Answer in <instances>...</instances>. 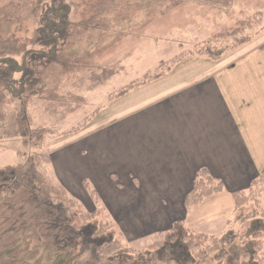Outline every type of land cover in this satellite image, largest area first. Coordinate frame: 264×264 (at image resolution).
Listing matches in <instances>:
<instances>
[{"label":"crops","instance_id":"0c3cea01","mask_svg":"<svg viewBox=\"0 0 264 264\" xmlns=\"http://www.w3.org/2000/svg\"><path fill=\"white\" fill-rule=\"evenodd\" d=\"M243 48L218 60L186 58L166 76L112 100L84 134L53 149L56 180L69 193L62 181L125 188L138 214L150 215L143 217L148 224L182 221L194 230L195 220L212 224L202 219L205 204L247 191L264 171V39ZM203 170L225 193L188 209Z\"/></svg>","mask_w":264,"mask_h":264},{"label":"trees","instance_id":"16d2710c","mask_svg":"<svg viewBox=\"0 0 264 264\" xmlns=\"http://www.w3.org/2000/svg\"><path fill=\"white\" fill-rule=\"evenodd\" d=\"M78 1L88 4L93 0H52L48 7L41 0H20L0 8L1 140H16L27 149H37L44 144L48 132L33 128L35 117L30 114L31 107L37 108L41 98L42 102H49L39 107L42 117L50 113L54 103L62 104L73 95V90L78 91L71 84L86 66L84 58L67 55L71 48L69 40L95 30L94 18L102 20L100 15L105 11V3L95 0L93 17L87 19V13H83L81 21L72 22L76 10L85 6L77 4ZM30 21L38 24L33 35L19 37V29ZM250 21L242 25L247 26ZM236 35L238 33L230 37ZM198 53L213 60L225 54L209 43ZM57 68L61 70L59 84L44 92L45 82ZM16 74L22 75L20 81L14 78ZM155 74L147 73L110 99L163 77L162 73ZM18 155L24 158L22 163L0 168V264H146L139 259L133 260L128 255L132 251L120 241L106 242L101 238L107 222L97 225L99 213L86 211L56 180L51 173L50 155L35 152L24 157L21 151ZM224 191L222 182L207 171H200L186 205L188 208L199 206ZM91 194L98 201L97 193L92 191ZM233 198L236 209L248 208L243 223L264 219V171L247 191H237ZM254 242V248L244 255L247 259L244 264H264V229L254 235ZM169 247L184 248L191 259L188 264H203L210 257L221 259L226 254L221 239L191 229L184 222H176L172 229L156 233L150 249L137 256L141 258L151 253L156 256Z\"/></svg>","mask_w":264,"mask_h":264},{"label":"rangeland","instance_id":"374dc122","mask_svg":"<svg viewBox=\"0 0 264 264\" xmlns=\"http://www.w3.org/2000/svg\"><path fill=\"white\" fill-rule=\"evenodd\" d=\"M18 1L0 0V8ZM41 1L48 7L52 0ZM102 1L105 3V11L100 15L103 22L94 18L95 30L69 40L71 48L67 55L84 58L86 66L71 82L72 88L77 87L78 91L73 90V95L70 94L66 102L54 103L50 113L42 117L39 107L49 105V102L44 103L41 98L37 108L31 107L30 114L35 117L32 120L33 128L48 132L44 144L31 150L16 140L0 139V168L22 163L24 158L19 157L18 151L24 157L35 152L51 156L53 149L61 142H67L90 129L99 113L111 104V96L134 81L143 79L147 73H162L164 77L186 58L205 57L198 52L208 43L223 50V56L228 58L236 54L237 49L258 45L264 39V0ZM92 2L88 5L78 1L77 4L87 5V8H78L71 21H81L83 13H87V19L93 17L92 4L95 0ZM248 20H251L250 24L242 25ZM37 27L36 22L30 21L19 29L17 35L21 38L31 37ZM234 33L238 35L230 37ZM244 40H247L246 44ZM60 71L59 68L53 70V76L48 78L50 83L47 81L44 84V92L51 91L59 84ZM14 78L20 81L22 75L16 74ZM17 86L20 87L19 84ZM14 91H18V88ZM62 182L69 186L72 191L69 194L86 211L99 213L97 225L107 222V229L101 232V238L106 242L120 241L123 247L132 251L128 255L133 260L139 259L146 264H168L170 261L188 264L191 260L188 252L181 247L166 248L156 256L153 253L141 258L137 256L150 249L156 233L172 229L176 222L173 225L167 222L148 224L151 219L143 217L150 215L138 214L133 205L134 198L125 188L119 192L109 191L105 185L97 187L92 179H88L84 185L68 180ZM117 183L123 182L120 179ZM65 189L68 190L67 187ZM92 191L97 192L98 201L92 197ZM200 211H206L202 219L212 221L207 227L204 224L207 228L204 233L221 239L222 248L226 251L223 258L210 257L203 264H244L247 261L244 255L254 248V235L264 229V219L243 223L248 208L236 209L234 198L229 194L219 196L215 203L208 202ZM208 211L217 214L209 218ZM188 214L187 222L191 224L194 213L189 210ZM193 224L197 230L203 231V222L195 220Z\"/></svg>","mask_w":264,"mask_h":264}]
</instances>
